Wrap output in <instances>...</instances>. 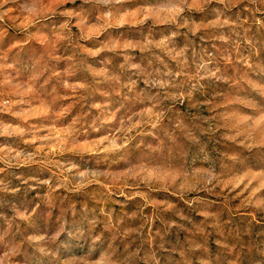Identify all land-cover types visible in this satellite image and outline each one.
Masks as SVG:
<instances>
[{
  "label": "rangeland",
  "instance_id": "1",
  "mask_svg": "<svg viewBox=\"0 0 264 264\" xmlns=\"http://www.w3.org/2000/svg\"><path fill=\"white\" fill-rule=\"evenodd\" d=\"M166 2L159 0L162 4ZM140 6V0H130L125 6L127 13L120 16L119 23L123 25L120 27L115 20L104 16L107 9L94 0L91 3L84 0H8L2 3L0 212L9 219L17 214H29L31 219L22 222L21 227L38 225V229L27 230L35 233L30 242L41 244L40 236L50 240L62 223L67 221L71 226L75 220L73 210L99 212L103 208L110 213L107 222L124 229L143 227L146 235L149 226L145 218L150 219L153 243L161 241L172 249V264H197V258L202 255L211 257L213 264H251L254 250L264 247V214L255 213L245 202L249 197L264 200V188L252 194V188L257 187L255 182L247 189L241 184L231 191L229 185V188L213 191L185 193L184 199L174 189L155 190L150 193L152 202L146 207L138 198L125 205L124 197L110 190L112 185L120 184L119 173L126 171L115 163L111 167L93 163L90 171L97 172V184L77 191L80 184L92 178L69 176L71 184L62 185L61 165L66 167L73 160L80 162L81 155L84 161H94L89 150L96 147L95 142L120 127L117 121H103L109 111L120 106L123 97L128 99L118 117L127 119L132 113L150 107L145 98L155 96L158 90L152 88V78L147 73L163 69L161 61L174 67L171 57L191 39L180 32L169 43L166 38L171 29L140 27L136 23L142 19L137 16ZM213 6H205L208 11L193 10L198 24L209 23ZM29 7L35 8L34 14L26 11ZM239 14L246 16L243 6ZM250 35L255 37L252 44L236 37L224 44L203 29L194 40L197 51L204 50L215 56L209 67H219L227 82L202 81L204 89L194 94L192 103L185 101L181 105L162 99L160 107L166 110L163 124L173 136L174 144L169 142L170 147L160 158L159 165L168 166L173 160L189 156L195 164L196 156L189 150L187 141L196 128L199 131L195 134L211 147L218 152L232 149L228 155L238 158V170L223 174L225 181L245 171L264 169V145L259 143L257 133L253 132L249 139V143L253 140L257 143L241 156L239 146L224 138L236 136L239 131L237 138L240 139L250 130L245 125L224 126L223 120L217 123L214 119L217 114H224L256 120L259 112L264 111V99L258 95L264 94V31L257 33L253 26ZM147 41L160 47L150 46L143 51ZM133 64H139L140 69H133ZM257 100L261 108H257ZM133 122L138 123L139 118L133 117ZM210 122L215 127L208 131ZM182 124L186 126L183 130ZM94 127L99 130L94 131ZM133 153L137 160L144 158L138 150L134 149ZM169 170L178 185L190 184L206 175L200 167L194 168L191 175L176 166ZM44 180H50L51 184L41 183ZM14 189L19 190L12 191ZM195 196L200 199L193 207H188L185 199ZM171 206L174 207L169 210ZM209 212L216 213L215 219L223 228L211 230L208 225L214 218L209 217ZM3 225L0 220V226ZM80 252L81 248L74 243L66 251L61 249L62 264H78ZM29 264H37V261L29 256Z\"/></svg>",
  "mask_w": 264,
  "mask_h": 264
},
{
  "label": "clouds",
  "instance_id": "2",
  "mask_svg": "<svg viewBox=\"0 0 264 264\" xmlns=\"http://www.w3.org/2000/svg\"><path fill=\"white\" fill-rule=\"evenodd\" d=\"M8 0H2L6 3ZM93 0H84V3H91ZM98 5H102L105 9L104 16L117 22V26L122 27L119 23L120 16L127 13L125 7L130 0H94ZM141 6L138 9L137 16L142 17L136 23L140 27L146 26H165L172 31L166 38L169 43L180 32L191 39L189 43L180 50L178 54L171 57V61H175V66L168 63L163 64V69L156 68L154 71L148 72L147 75L152 78V88L157 89L155 96L146 97L150 107L144 108L139 113H132L127 119L118 117L121 108L124 107V101L128 99L123 97L120 106L115 111H109L105 116L104 123L117 121L120 125L108 135H104L100 140L96 141V147L89 150L90 157L84 161L81 155V161H71L66 167L61 165V175L64 177L63 186H68L72 177H91L85 180L78 188L89 187L99 183L95 179L96 171H90L93 163L96 165L103 164L105 167H111L114 163L126 168V171L119 173L121 178L120 184L112 185L110 190L115 194L124 197V203L135 199L143 201L146 207L151 203L150 193L155 190L168 191L174 189L179 192L180 198H185V193H199L201 191H213L217 188H231L229 191L239 188L244 184L247 189L253 182L257 187L252 188V194L264 188V169L256 172H242L233 179L225 181L223 174L233 170H238V158L234 155L229 156L228 152L232 149L218 152L215 147H211L206 141L200 139L195 133L199 131L192 129L191 139L187 141L190 145L189 150L196 156V162L193 164L192 157L185 159H177L171 162V165H159L160 158L170 147V143L174 144V138L167 130V126L163 124L166 110L161 108L162 99L171 100L181 105L188 101L192 103L194 94L197 91H203L204 84L202 81L227 82V78L220 74V68H210L215 61V56L211 53L200 50L197 51L194 40L199 36L203 29H207L212 37L216 40L228 44L233 38L244 39L252 44L254 35H250L253 26L256 32L264 31V0H167L166 3H159V0H140ZM0 3V7H2ZM211 7L210 15L212 19L207 25H201L193 18L194 9L200 11H208L205 6ZM241 6L246 16L239 14ZM236 10L235 12L233 10ZM29 14L35 13V8L26 9ZM233 16L236 19H233ZM2 19V16H0ZM247 25V27H246ZM203 39V37H200ZM160 47L159 44L153 45L151 41L142 47L143 51L149 47ZM115 45L113 46V48ZM133 69H140L139 64L131 65ZM145 83H148L146 80ZM132 89H129L131 92ZM260 95L264 99V94ZM257 108H261L260 101H256ZM93 108L99 105H92ZM193 107L198 105L193 104ZM152 109L156 111L153 112ZM148 116L149 119H143ZM133 117H138L139 122H133ZM216 122L223 120L224 126L237 127L245 125L248 134L238 139L239 131L236 136L225 137L224 140H231L233 144L239 146L241 156L245 151H250L257 141L251 139L253 132L260 137L259 143L264 145V111H260L256 120L249 118L228 117L224 114H217L214 118ZM183 130L185 125H180ZM215 127L211 124L208 131ZM139 129V131H136ZM98 131V127L93 128ZM258 130V131H257ZM2 134V133H0ZM151 137L149 140L147 138ZM43 139H48L44 137ZM135 141V143H133ZM138 150L144 154V158L137 160L133 150ZM182 150V149H180ZM131 153V154H130ZM17 157L20 153L16 154ZM121 162L123 164L121 165ZM235 162V163H234ZM176 166L178 170L188 175L194 168L200 167L205 170L206 175L195 179L190 184H180L173 179V172L169 169ZM243 167V165H239ZM246 181V183H245ZM2 183V181H0ZM22 183L27 184L26 180ZM41 183L45 185L51 184L50 180H44ZM107 187V185H103ZM14 189L12 191H18ZM200 199L199 196L193 197L191 200L185 199L188 207H193ZM246 205L257 214H264V200H254L251 197L246 198ZM174 206H171L169 210ZM75 217L74 222L66 221L61 224L60 229L50 240L44 236H40L41 244L31 241L35 233H30L27 229H38V225L29 224L27 227H21L22 222L31 219L29 214H17L9 219L3 212H0V220L4 225L0 226V264H29V256L37 261V264H62L60 260V251H65L74 243L81 248L79 253L78 264H172L171 258L173 251L166 247L164 242L156 241L151 232V221L145 218V224L149 226L147 235L143 227L138 229L121 228L107 222L106 217L110 213H106L103 208L97 211L73 210ZM209 217L214 218L208 225L212 231H218L224 226L215 219L216 213L209 212ZM171 235V230L169 229ZM64 237V239H61ZM23 242V243H22ZM170 243V242H169ZM31 249V252H29ZM225 258H227V248L225 246ZM213 264L212 258L201 256L197 258V264ZM251 264H264V247H257L252 253Z\"/></svg>",
  "mask_w": 264,
  "mask_h": 264
}]
</instances>
